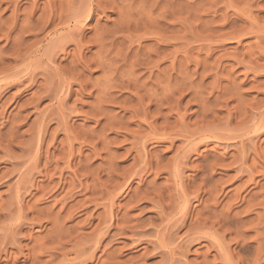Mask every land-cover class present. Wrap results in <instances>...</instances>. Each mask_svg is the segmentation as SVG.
I'll return each mask as SVG.
<instances>
[{"label":"rangeland","instance_id":"374dc122","mask_svg":"<svg viewBox=\"0 0 264 264\" xmlns=\"http://www.w3.org/2000/svg\"><path fill=\"white\" fill-rule=\"evenodd\" d=\"M0 264H264V0H0Z\"/></svg>","mask_w":264,"mask_h":264}]
</instances>
